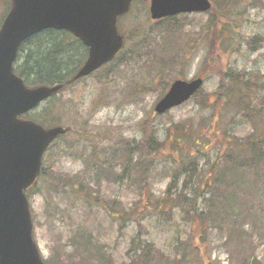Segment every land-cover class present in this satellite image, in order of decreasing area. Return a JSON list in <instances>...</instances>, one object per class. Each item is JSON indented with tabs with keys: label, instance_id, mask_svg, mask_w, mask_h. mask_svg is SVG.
I'll return each instance as SVG.
<instances>
[{
	"label": "rangeland",
	"instance_id": "374dc122",
	"mask_svg": "<svg viewBox=\"0 0 264 264\" xmlns=\"http://www.w3.org/2000/svg\"><path fill=\"white\" fill-rule=\"evenodd\" d=\"M148 6L134 0L119 17L126 41L110 62L28 112L70 128L27 193L40 255L264 264V0L162 19ZM198 75L197 94L153 111L174 78ZM150 137L162 145L150 149Z\"/></svg>",
	"mask_w": 264,
	"mask_h": 264
},
{
	"label": "water",
	"instance_id": "95a60500",
	"mask_svg": "<svg viewBox=\"0 0 264 264\" xmlns=\"http://www.w3.org/2000/svg\"><path fill=\"white\" fill-rule=\"evenodd\" d=\"M131 0H11L0 25V264H45L31 235V218L24 190L39 172L47 145L65 131L61 125L43 127L19 117L62 84L31 87L12 70L17 50L28 36L45 28L65 29L87 46V57L71 76L76 79L111 59L123 43L116 17ZM209 0H150L152 18L185 11H203ZM201 77L174 79L154 104L162 113L188 99Z\"/></svg>",
	"mask_w": 264,
	"mask_h": 264
},
{
	"label": "trees",
	"instance_id": "16d2710c",
	"mask_svg": "<svg viewBox=\"0 0 264 264\" xmlns=\"http://www.w3.org/2000/svg\"><path fill=\"white\" fill-rule=\"evenodd\" d=\"M0 3L3 5L1 22L10 6V0H0ZM85 55V46L70 32L45 29L28 37L21 44L14 62V71L23 78L27 85L64 82L75 71ZM237 80L238 78L232 80V84ZM35 120L44 123L39 118ZM149 141L152 150L162 145V143L153 142L151 137ZM250 150L254 161L261 158L262 155L254 144L250 145Z\"/></svg>",
	"mask_w": 264,
	"mask_h": 264
}]
</instances>
